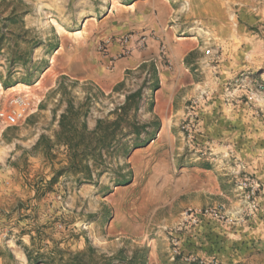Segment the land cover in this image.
<instances>
[{
    "label": "rangeland",
    "instance_id": "obj_1",
    "mask_svg": "<svg viewBox=\"0 0 264 264\" xmlns=\"http://www.w3.org/2000/svg\"><path fill=\"white\" fill-rule=\"evenodd\" d=\"M23 1L34 62L46 66L29 85L39 102L16 125L0 118V264H30L32 236L42 251L54 241L73 252L87 241L107 255L125 248L128 257L147 247L148 264H264V0H168L175 39L197 44L181 62L190 81L164 91L152 62L109 90L66 74L58 58L74 50L65 40L82 21L116 18L135 0ZM7 69L0 55L3 89L25 84L4 87ZM138 89L137 119L149 124L139 145L124 138L101 176L78 182L64 170L68 147L56 143L68 102L93 130ZM161 92L173 105L159 110ZM18 97L4 95L0 111L22 110Z\"/></svg>",
    "mask_w": 264,
    "mask_h": 264
},
{
    "label": "trees",
    "instance_id": "obj_2",
    "mask_svg": "<svg viewBox=\"0 0 264 264\" xmlns=\"http://www.w3.org/2000/svg\"><path fill=\"white\" fill-rule=\"evenodd\" d=\"M25 6L23 0H0V55L8 62L4 87L18 82L31 85L46 66L44 62H34L32 52L37 41L23 21V15L27 13ZM50 47L54 49L57 44H50ZM4 50L7 51L6 55ZM18 66L24 72L16 79ZM141 99L140 89L129 93L125 102L113 111L114 118L99 119L93 130H89L85 122H80L79 111L69 101L67 109L61 114L56 133V143L67 146L69 151L70 162L64 170L77 176L78 182L90 183L93 181L94 170L97 176H101L108 168L106 157L124 148V138L135 136L134 147L138 146L137 140L149 125L141 124L137 119ZM90 155L95 162L93 167L88 162ZM40 234L41 231L37 230V235ZM36 239L32 236L31 246L24 247L30 264H148L147 247H137L128 257L125 248L114 255H107L87 241L83 250L73 252L59 247L54 241L51 249L42 251ZM9 257L15 260L11 252Z\"/></svg>",
    "mask_w": 264,
    "mask_h": 264
},
{
    "label": "crops",
    "instance_id": "obj_3",
    "mask_svg": "<svg viewBox=\"0 0 264 264\" xmlns=\"http://www.w3.org/2000/svg\"><path fill=\"white\" fill-rule=\"evenodd\" d=\"M171 3L167 0H135L134 5L123 10L116 18L106 20H90L85 26L81 22L72 38L65 40L74 50L65 48L59 52L58 58L66 74L88 79L95 82L102 89L112 90L124 79V73L136 69L143 64L152 62L156 64L160 80L161 91L179 89L184 83L190 81L192 74L181 68V62L195 49L197 41L192 37L175 39L177 24H173ZM95 21H102L98 24ZM134 33L135 39L143 34H155L148 37L144 48H135L129 56L123 57L109 66V57L119 50V46L112 44L109 55L103 56L99 52V43L110 36H119ZM164 43L166 52L160 50V43ZM186 56V57H185ZM172 64L173 69L166 66ZM163 92L157 99V109L163 105H173V98L165 99ZM167 116L168 113H167Z\"/></svg>",
    "mask_w": 264,
    "mask_h": 264
},
{
    "label": "built area",
    "instance_id": "obj_4",
    "mask_svg": "<svg viewBox=\"0 0 264 264\" xmlns=\"http://www.w3.org/2000/svg\"><path fill=\"white\" fill-rule=\"evenodd\" d=\"M154 37L158 40V36L155 34H143L139 37H137V41L133 43V40L135 39V34L134 33H127L124 35H119V36H110L106 37L103 39L98 46L99 52L103 56H108L109 55V47L112 44H116L119 46V50L117 53L114 55H111L109 57V66L112 68L114 66V63L126 56H129L133 53L135 48H144L147 43L148 37ZM160 50L161 53L166 52V47L164 43H160ZM15 104L17 106L22 107L23 105V98L18 97L15 100ZM24 112L22 110H12V111H5L2 110L0 111V118L4 119L9 125H16L19 123L21 118L23 117Z\"/></svg>",
    "mask_w": 264,
    "mask_h": 264
},
{
    "label": "bare ground",
    "instance_id": "obj_5",
    "mask_svg": "<svg viewBox=\"0 0 264 264\" xmlns=\"http://www.w3.org/2000/svg\"><path fill=\"white\" fill-rule=\"evenodd\" d=\"M75 35H79V32ZM11 93L23 94L22 111L25 115L39 102V96L35 93V89L27 84H17L8 90L3 89L0 84V100L4 95Z\"/></svg>",
    "mask_w": 264,
    "mask_h": 264
},
{
    "label": "water",
    "instance_id": "obj_6",
    "mask_svg": "<svg viewBox=\"0 0 264 264\" xmlns=\"http://www.w3.org/2000/svg\"><path fill=\"white\" fill-rule=\"evenodd\" d=\"M37 81H38V80H37ZM37 81H36V82H37Z\"/></svg>",
    "mask_w": 264,
    "mask_h": 264
}]
</instances>
